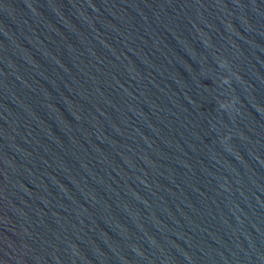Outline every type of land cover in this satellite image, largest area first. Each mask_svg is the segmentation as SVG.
<instances>
[{
  "label": "water",
  "instance_id": "95a60500",
  "mask_svg": "<svg viewBox=\"0 0 264 264\" xmlns=\"http://www.w3.org/2000/svg\"><path fill=\"white\" fill-rule=\"evenodd\" d=\"M0 264H264V0H0Z\"/></svg>",
  "mask_w": 264,
  "mask_h": 264
}]
</instances>
